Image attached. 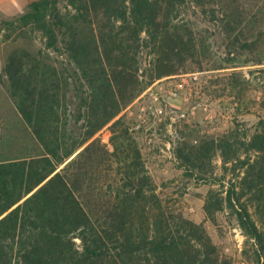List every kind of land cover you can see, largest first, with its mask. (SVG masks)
<instances>
[{
  "label": "trees",
  "instance_id": "trees-1",
  "mask_svg": "<svg viewBox=\"0 0 264 264\" xmlns=\"http://www.w3.org/2000/svg\"><path fill=\"white\" fill-rule=\"evenodd\" d=\"M59 1L31 0L27 11L6 21L4 37L16 44L1 76L27 132L20 143L0 144V264H232L204 222L164 207L126 122L130 108L138 106V116L148 88L193 71L202 72L192 77L193 92L200 88L244 109L252 89L259 106L254 130L201 133L196 127L174 150L190 175L223 183L214 164L220 156L224 171L239 176L225 194L209 190L204 210L213 219L233 208L246 235L244 253L264 264V228L243 200L264 215L260 11L241 0H67L66 10ZM210 3L221 16L216 7L208 10ZM190 9L220 21L227 60L206 64L208 45ZM31 32L42 34L41 45H27ZM247 47L257 54L237 61ZM55 51L65 61L54 60ZM145 53L150 58L143 64ZM211 115L209 126L218 118ZM188 117L195 114L181 120ZM103 129L111 133L109 143Z\"/></svg>",
  "mask_w": 264,
  "mask_h": 264
},
{
  "label": "rangeland",
  "instance_id": "rangeland-1",
  "mask_svg": "<svg viewBox=\"0 0 264 264\" xmlns=\"http://www.w3.org/2000/svg\"><path fill=\"white\" fill-rule=\"evenodd\" d=\"M241 1L251 6V11H260L259 22H262V26H264V0ZM30 2L31 0H10V2L0 3V144L3 141L20 143L23 141L24 133L27 132L26 124L7 92L6 77L1 75L4 59L9 50L16 44L13 41H7L4 37L8 31L5 27L6 21L16 19L27 11ZM67 3V0L59 1L63 10H66ZM213 7L217 8L218 15L221 16L220 9L216 4L210 3L207 8L210 10ZM68 8L72 7L69 6ZM189 14L196 33L200 37L203 35L208 45L204 53L206 64L213 67L214 64L218 65L227 60L226 48L220 38L221 34L223 35L220 21L210 12L207 15L203 14L201 9L196 12L190 9ZM219 34L220 36H218ZM42 38L40 32H31L30 36L24 40L29 46L36 43L41 45ZM245 40L242 39L241 42H245ZM261 42L264 44V35ZM255 54L257 51H251L250 47H247L244 53L239 51L236 60L252 58ZM52 56H54V60L60 62L65 61L66 58L65 54L58 51L52 53ZM149 58V55L145 53L143 64L148 62ZM252 67L255 66L250 65L245 68L250 70L247 68ZM200 73L202 72L193 71L176 74L172 78L167 76L160 79L162 81L147 93H145L146 91L145 94L143 93L138 116L134 115L138 106L135 110L130 108L126 122L131 129L130 135L135 137L138 147L142 150V161L157 185V193L164 207L174 213H183L197 222H204L223 254L232 259V264H255L243 251L246 235L238 222L234 209L225 206L223 210L216 212L213 219L204 210V203L209 190L214 188L225 194V190L231 182H238L239 176L231 169L224 171L220 156L215 157L214 164L218 175L225 174L223 183L216 182L210 175H207L205 179L199 178L197 175H190L180 166L174 148L180 136L190 135L196 127L201 129V133H207L210 129V132L221 133L230 126H240L241 130L244 128L254 130L260 114L259 106L252 102L253 90L251 88L245 99L244 107L246 108L244 109H238L235 104L231 106L230 98L229 101L225 102L221 97L211 98L207 94L202 95L203 89L200 88H196L193 92L190 88L193 84L192 77L197 78ZM257 73L259 76L263 75ZM252 79L255 80L256 78L253 77ZM72 109L73 107H71V111H73ZM191 111L195 114V118L188 117L190 119L181 120V117L187 116ZM208 113H211L213 117L218 116L215 124L211 126L208 124L209 121L205 119ZM70 119H72L71 128H75V133L79 134L81 131L80 124H75L73 117ZM100 133L98 135H101L103 142L109 143L111 133L107 129H103ZM109 146L111 149L113 148L111 144ZM117 167L115 164L114 169ZM244 199L248 202L260 227L264 228V215L257 211L248 197H244Z\"/></svg>",
  "mask_w": 264,
  "mask_h": 264
},
{
  "label": "crops",
  "instance_id": "crops-1",
  "mask_svg": "<svg viewBox=\"0 0 264 264\" xmlns=\"http://www.w3.org/2000/svg\"><path fill=\"white\" fill-rule=\"evenodd\" d=\"M10 2V0H0V3Z\"/></svg>",
  "mask_w": 264,
  "mask_h": 264
},
{
  "label": "built area",
  "instance_id": "built-area-1",
  "mask_svg": "<svg viewBox=\"0 0 264 264\" xmlns=\"http://www.w3.org/2000/svg\"><path fill=\"white\" fill-rule=\"evenodd\" d=\"M149 90H150V88H148V90H146V92L149 91ZM146 92H145V93H146Z\"/></svg>",
  "mask_w": 264,
  "mask_h": 264
}]
</instances>
